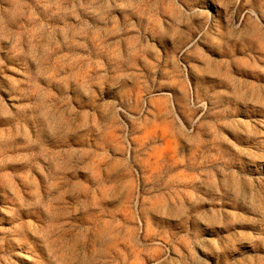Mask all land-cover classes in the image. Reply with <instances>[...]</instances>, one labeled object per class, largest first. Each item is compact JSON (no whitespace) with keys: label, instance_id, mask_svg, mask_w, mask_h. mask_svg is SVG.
<instances>
[{"label":"clouds","instance_id":"obj_1","mask_svg":"<svg viewBox=\"0 0 264 264\" xmlns=\"http://www.w3.org/2000/svg\"><path fill=\"white\" fill-rule=\"evenodd\" d=\"M0 264H264V0H0Z\"/></svg>","mask_w":264,"mask_h":264}]
</instances>
